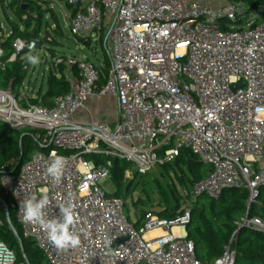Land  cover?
Returning a JSON list of instances; mask_svg holds the SVG:
<instances>
[{
    "label": "built area",
    "instance_id": "2783aa9c",
    "mask_svg": "<svg viewBox=\"0 0 264 264\" xmlns=\"http://www.w3.org/2000/svg\"><path fill=\"white\" fill-rule=\"evenodd\" d=\"M57 5L76 10L67 18L76 38L106 32L109 69L98 86L94 65L69 60L77 76L68 79L67 93L51 108L23 107L0 90V120L12 129L41 131L45 151L32 154L14 173L0 175V191L21 237L47 264H201L186 239L188 208L172 218L148 211L135 228L123 214V201L99 185L103 178L110 181L111 162L97 165L85 158L123 160L133 174L144 176L188 150L210 171L183 196L216 201L225 190H245L248 212L264 187V20L258 22L264 9L228 0H66ZM23 49L32 53L36 46L16 41L15 53ZM102 97L115 101L111 124L93 118L87 107ZM79 113L89 118L79 119ZM52 153L66 158L59 184L45 171ZM130 174L126 171L124 178ZM41 188L53 205L73 203L77 247L59 250L41 229L22 220L20 200L39 195ZM0 210L7 212L1 201ZM48 214L57 215L58 209ZM238 226L264 234L257 217L246 215ZM151 231L161 234L145 238ZM234 256L226 247L212 264H234ZM14 264L26 263L15 256Z\"/></svg>",
    "mask_w": 264,
    "mask_h": 264
},
{
    "label": "trees",
    "instance_id": "16d2710c",
    "mask_svg": "<svg viewBox=\"0 0 264 264\" xmlns=\"http://www.w3.org/2000/svg\"><path fill=\"white\" fill-rule=\"evenodd\" d=\"M66 0H0V9L5 17L8 31L3 34L0 29V90L10 92L18 102L25 107L26 103L51 108L54 100L67 93L69 82L64 76V60L54 64V69L48 72L46 90H39L34 97L22 95L23 84L29 64L26 56L29 53L23 49L15 53L14 44L20 41L25 45L35 42L36 49L45 43L55 44L50 37L46 22L42 21L45 14L55 24L53 32L60 36V28L53 11V4H61ZM231 3H243L249 10L264 9V0H228ZM70 15L75 13L74 8L65 7ZM10 12L15 20H11L7 12ZM46 27L45 36L41 40L42 29ZM101 30L98 34L100 39ZM80 39V38H77ZM83 40V39H80ZM90 41L87 39L85 42ZM98 41V40H97ZM102 63L96 67L99 71L98 86L105 82L109 69L107 48L103 47ZM50 55H53L48 50ZM15 55L13 61H9ZM74 76H77L74 67ZM42 146V132L32 128L12 129L0 120V175L14 173L17 166L29 160L32 154L45 152ZM95 164L111 162L109 169L110 181L114 186L113 197L123 201L132 195L133 180H125L124 173L130 169V165L116 158L91 155L85 158ZM161 173L166 174L175 190L170 189V199L162 202L161 210L156 212L146 210L149 208L148 200L138 199L134 201V213L141 212L134 223L139 227L143 215L150 211L162 218H172L190 210V220L185 226L186 239L193 244L194 256L201 264H212L223 254L227 247L234 252V264H264V234L245 228H239L241 220L247 215L248 218L257 217L264 222V187L260 189L257 201L246 210L247 192L245 190L228 189L222 192L216 201L202 196L198 199L183 196L182 192L192 184L203 180L210 169L203 165L195 155L188 150H181L179 155L170 163L158 167ZM148 175V174H147ZM133 174L137 178H143ZM139 185V183H138ZM0 201L6 206L10 223L6 220V212L0 210V241L5 242L14 252L19 262L26 264H43L44 257L35 245L21 237L19 227L15 222L7 198L0 191ZM129 220V218L127 217Z\"/></svg>",
    "mask_w": 264,
    "mask_h": 264
},
{
    "label": "rangeland",
    "instance_id": "374dc122",
    "mask_svg": "<svg viewBox=\"0 0 264 264\" xmlns=\"http://www.w3.org/2000/svg\"><path fill=\"white\" fill-rule=\"evenodd\" d=\"M53 11L58 21V26L60 28L61 35L56 36L53 30L55 29V24L50 17L47 15L42 16V21L46 22L49 26L47 29L50 37L54 40L55 44L45 43L41 48H37L34 52L29 54H35L39 56L40 63L37 66L29 65L26 73V79L23 84L22 95L24 97H34L35 94L41 90L42 93L46 90V79L48 72L54 69V64L58 59H65L63 73L67 79L74 77V66L68 64V61L75 59L77 61H86L95 67H100L102 63V52L101 49L106 47V32L101 34L100 39L98 36L90 41L85 42L87 39H77L73 36L68 28L67 12L64 8H60L56 3L53 4ZM8 17L11 20H15L13 15L8 11ZM264 20V15L262 19L260 18L258 22ZM0 29L3 34L8 31V26L5 17L0 9ZM46 27L42 29L41 37L42 40L45 36ZM1 35V33H0ZM98 40V41H97ZM48 50L52 52L53 55L48 53ZM107 58L108 54L106 53ZM115 103V102H114ZM207 167V166H206ZM130 175L127 180H133V192L132 195L126 200V204L123 210V214L129 218L131 223H134L136 219L140 216L141 212L138 211L134 213V201L138 199L148 200L149 208L146 210L160 211L161 203L165 200L170 199V189L175 190L173 184L168 179L166 174L161 173L159 168H156L148 173L147 176L143 178H137L133 176L131 172V167L129 169ZM139 183V185H138ZM99 185L108 194H113L115 189L111 181L103 178L99 181ZM26 262V261H25ZM27 263V262H26ZM43 264H47L45 259H43Z\"/></svg>",
    "mask_w": 264,
    "mask_h": 264
},
{
    "label": "clouds",
    "instance_id": "9594fccd",
    "mask_svg": "<svg viewBox=\"0 0 264 264\" xmlns=\"http://www.w3.org/2000/svg\"><path fill=\"white\" fill-rule=\"evenodd\" d=\"M35 47V42H32ZM26 63L37 66L41 61L39 56L29 54L25 58ZM262 109L257 108V111ZM66 158L62 155L52 153L50 162L46 167V175L51 178L54 184H59L62 180ZM6 183V181H5ZM39 195L35 192L20 200L18 213L22 214L25 223L36 225L47 236L50 243L59 250L75 248L80 240L75 232V225L78 217L71 200L53 205L48 196V190L39 189ZM55 207L58 209L57 215L49 217L48 210ZM110 244L111 242L108 241ZM14 253L8 248L5 242L0 241V264H14Z\"/></svg>",
    "mask_w": 264,
    "mask_h": 264
},
{
    "label": "crops",
    "instance_id": "0c3cea01",
    "mask_svg": "<svg viewBox=\"0 0 264 264\" xmlns=\"http://www.w3.org/2000/svg\"><path fill=\"white\" fill-rule=\"evenodd\" d=\"M64 10L67 12V18H68L70 15L69 11L65 8ZM114 102H115L114 99L111 97H102L101 99H95V100L92 99L88 101L87 107L90 109L91 116L93 118L97 119L98 121L102 123L111 124L114 122L116 118V114H117L116 104ZM77 117L79 119H84V120H87L89 118V116L85 113H79ZM174 233H178V230L175 229ZM147 235L145 236V238H148V239L151 238V237H148Z\"/></svg>",
    "mask_w": 264,
    "mask_h": 264
},
{
    "label": "bare ground",
    "instance_id": "6f19581e",
    "mask_svg": "<svg viewBox=\"0 0 264 264\" xmlns=\"http://www.w3.org/2000/svg\"><path fill=\"white\" fill-rule=\"evenodd\" d=\"M160 234H161L160 231H151V232H149V234L147 236L152 238V237H156Z\"/></svg>",
    "mask_w": 264,
    "mask_h": 264
},
{
    "label": "water",
    "instance_id": "95a60500",
    "mask_svg": "<svg viewBox=\"0 0 264 264\" xmlns=\"http://www.w3.org/2000/svg\"><path fill=\"white\" fill-rule=\"evenodd\" d=\"M40 44H41V43H39L38 48H40V46H41ZM238 88H239V86H235V87L232 88V90L235 91V90L238 89ZM6 220H7L8 223H10V221H9V216H8V213H7V212H6Z\"/></svg>",
    "mask_w": 264,
    "mask_h": 264
}]
</instances>
